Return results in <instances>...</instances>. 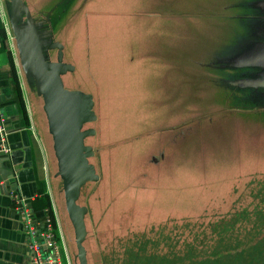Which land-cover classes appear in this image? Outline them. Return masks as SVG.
I'll return each instance as SVG.
<instances>
[{
  "label": "rangeland",
  "instance_id": "1",
  "mask_svg": "<svg viewBox=\"0 0 264 264\" xmlns=\"http://www.w3.org/2000/svg\"><path fill=\"white\" fill-rule=\"evenodd\" d=\"M23 1L74 67L64 88L94 97L84 128L95 130L85 144L99 179L77 200L87 264H131L132 254L150 264L144 250L168 258L171 247L180 264L206 256L218 222L252 211V193L264 192V0ZM22 76L60 261L79 264L43 101ZM253 221L234 223L226 240L260 239Z\"/></svg>",
  "mask_w": 264,
  "mask_h": 264
},
{
  "label": "water",
  "instance_id": "2",
  "mask_svg": "<svg viewBox=\"0 0 264 264\" xmlns=\"http://www.w3.org/2000/svg\"><path fill=\"white\" fill-rule=\"evenodd\" d=\"M8 6L22 71L43 101L42 109L57 160L56 175L62 180L65 207L74 230L76 258L79 264H87L83 246L87 208L77 204V200L87 182L99 179L89 161L94 154L93 148L85 144V139L95 134L93 128H84L85 124L96 121L94 100L90 93L64 88L62 76L72 72L74 67L63 61L61 44L45 39L47 34L40 32V23L32 17L24 1L9 0ZM52 50H56L54 61L48 59ZM3 100L0 93V103ZM5 162H8V155L0 154V194L8 195L10 191L16 192L18 186L13 171Z\"/></svg>",
  "mask_w": 264,
  "mask_h": 264
},
{
  "label": "crops",
  "instance_id": "3",
  "mask_svg": "<svg viewBox=\"0 0 264 264\" xmlns=\"http://www.w3.org/2000/svg\"><path fill=\"white\" fill-rule=\"evenodd\" d=\"M0 8L4 12L1 4ZM4 16L7 18L9 31L14 38L9 16L6 12H4ZM85 24L86 20L82 24L83 30ZM0 30V93L4 96L0 106L6 116L9 131L7 145L10 148L8 162L5 164L9 167L11 165L16 167L18 186L16 192L27 198L29 205L32 206V201L39 194L42 176L40 174V155L36 145L37 138L31 118V105L26 96L27 86L22 76L18 50L17 47H14V44L16 46L15 39L13 44L8 41L1 27V21ZM84 41L88 42L87 39ZM22 227L21 215L9 194H0V264L27 263L25 235ZM152 238L153 236H145L142 239L143 244L155 241ZM144 252L145 258L151 255L156 258L161 256L146 250ZM167 261L169 264L172 263V247L169 250Z\"/></svg>",
  "mask_w": 264,
  "mask_h": 264
},
{
  "label": "trees",
  "instance_id": "4",
  "mask_svg": "<svg viewBox=\"0 0 264 264\" xmlns=\"http://www.w3.org/2000/svg\"><path fill=\"white\" fill-rule=\"evenodd\" d=\"M39 194L32 201V209L38 215L39 218L43 217L45 210L49 207V201L46 196L43 184L39 188ZM253 197L259 199V202L252 211L243 209L240 212H235L229 220L222 219L218 223H221L218 227V239L210 250L207 251V255L199 259L195 256L193 259L192 253H187L189 256L187 259L190 263L187 264H264V234L263 236L255 240L253 243H243L240 240L231 242L226 240L227 234H224L234 228V223L240 220H251L253 218V229L257 231H264V192H253ZM260 203V204H259ZM51 213V210H50ZM252 217V218H251ZM258 222V225L256 224ZM137 252V251H136ZM131 264L138 263V255L132 254ZM167 257L159 256L158 258L153 255L145 258L150 264H168ZM186 258H172V264H180Z\"/></svg>",
  "mask_w": 264,
  "mask_h": 264
},
{
  "label": "built area",
  "instance_id": "5",
  "mask_svg": "<svg viewBox=\"0 0 264 264\" xmlns=\"http://www.w3.org/2000/svg\"><path fill=\"white\" fill-rule=\"evenodd\" d=\"M0 21L8 41L13 44L14 38L9 31L7 18L4 16V12L1 8ZM8 134L6 116L0 106V154L9 156L10 148L7 145ZM10 169L13 171V176L16 178V167L11 165ZM1 184L2 182H0V185ZM9 196L15 203L16 209L22 218L27 264H61L58 239L62 240L65 255H67V250L62 231L56 222L53 209H51L50 213L47 208L44 213L45 215L39 218L29 205V200L27 198L20 196L14 191H10ZM57 231H59V234H57Z\"/></svg>",
  "mask_w": 264,
  "mask_h": 264
}]
</instances>
